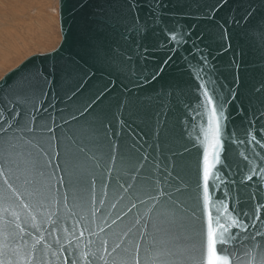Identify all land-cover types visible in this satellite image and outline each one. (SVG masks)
<instances>
[{"label":"water","instance_id":"water-1","mask_svg":"<svg viewBox=\"0 0 264 264\" xmlns=\"http://www.w3.org/2000/svg\"><path fill=\"white\" fill-rule=\"evenodd\" d=\"M217 2L162 0L159 22L138 8L148 31L122 67L110 57L124 42L105 19L131 16L126 0H57V46L0 77V125H14L0 133V264L70 254L68 264H199L217 208L222 223L260 216L221 253L260 264L251 236L264 232V41L252 34L264 29V0Z\"/></svg>","mask_w":264,"mask_h":264},{"label":"snow or ice","instance_id":"snow-or-ice-1","mask_svg":"<svg viewBox=\"0 0 264 264\" xmlns=\"http://www.w3.org/2000/svg\"><path fill=\"white\" fill-rule=\"evenodd\" d=\"M227 2V0H218L216 9L223 7V5ZM128 9L131 11V16L128 15L127 11H115L111 13L105 19V23L115 31L118 32L120 39L124 42V47H117L113 50V55L110 57L111 61L115 64H119L122 67H127L133 62L134 57H139L140 52V40L148 31V24L144 22L139 13L137 11L138 8L148 7L151 13V18L153 22H159L161 20L162 11L161 5L162 0H146L144 4L139 3V0H126ZM253 13L249 11L242 19L246 22L249 17ZM259 32V39L264 41V29L253 30L252 38L255 39V32ZM177 33L173 32L170 36V39L173 42H182V37L180 41H177ZM135 38V39H133ZM146 54V50H145ZM202 63L206 64V57H201ZM167 63V61H165ZM110 83H113L110 81ZM30 85L25 82L23 87H29ZM205 97V101L207 104H212L213 97L209 96L207 89H205L203 93ZM18 106V102H17ZM7 111V109H5ZM13 112H16V108H12ZM193 114V118L195 119H203L204 113L199 111L198 109L191 110ZM217 109L213 107L211 109L212 119L216 118ZM17 117L21 115L20 112H16ZM2 119V117H0ZM17 124H19V120H17ZM14 127V125L9 124L7 128L3 125H0V133H2L5 137L8 135V132ZM45 130L48 132H52L53 129L44 126ZM24 131L31 132L33 129L31 126H25ZM207 135V134H206ZM220 126L217 123L215 126V143L211 145L212 147H217L220 144ZM255 140V137H253ZM203 143V141H200ZM258 143V142H257ZM264 147V146H262ZM81 151H84L82 148ZM40 155L47 156L48 153L40 150ZM50 163V161H49ZM213 166L209 164L208 161V152L207 149L204 153V208L209 209V173L210 169ZM251 179V177H249ZM61 184L63 183V178H60L59 181ZM179 191V189H178ZM162 194V193H161ZM227 195V194H226ZM66 200V197H65ZM221 207H223V202H219ZM135 207V205H133ZM261 205H257V210H259ZM237 216H243L244 219H249L250 223H244L243 219L232 218L229 213L225 222L222 223V213L219 208L216 209L215 215H213L212 211L209 209L207 214V234H206V243L202 244V256L199 264H232V260L230 256L235 255L234 253H229L228 255H223L227 251L226 245L229 241H236L240 236V231L247 232L248 228L251 227L253 229L256 228V221L260 220V216L257 214L254 216V220L249 217L247 212L237 213ZM230 221V222H229ZM238 229L235 235L232 234V229ZM203 234V233H202ZM83 235V233H81ZM259 237L261 241H264V232L256 231L253 236H251L252 241L254 242V246L261 249V261L260 264H264V243H256V238ZM247 238V237H246ZM59 241L57 240V243ZM106 244V242H105ZM72 259L71 254L68 257H65V264H68V261ZM238 259V257H237ZM72 264H75V260L72 261ZM136 264H139V261H136Z\"/></svg>","mask_w":264,"mask_h":264},{"label":"rangeland","instance_id":"rangeland-1","mask_svg":"<svg viewBox=\"0 0 264 264\" xmlns=\"http://www.w3.org/2000/svg\"><path fill=\"white\" fill-rule=\"evenodd\" d=\"M17 2L15 9H8L7 13V0H0V77L24 58L50 51L60 41L57 0ZM9 27L14 29L10 33L7 32ZM12 33H18V36L13 35L14 40L10 39Z\"/></svg>","mask_w":264,"mask_h":264},{"label":"bare ground","instance_id":"bare-ground-1","mask_svg":"<svg viewBox=\"0 0 264 264\" xmlns=\"http://www.w3.org/2000/svg\"><path fill=\"white\" fill-rule=\"evenodd\" d=\"M25 1V0H24ZM27 2V1H26ZM34 3V2H33ZM16 4H18V2H17V0H7V13H8V9H15V7L17 6ZM32 5V4H31ZM4 6V5H3ZM21 7V6H20ZM1 14H2V12H1ZM5 13H3V15H4ZM58 21V20H57ZM7 26V25H6ZM13 31L14 29H11L10 27L9 28H7V32H9V31ZM10 33V32H9ZM13 33H16L15 31L13 32ZM10 34V39H12V40H14V36L13 35H16V34ZM16 36H18V33H17V35ZM14 42V41H13ZM8 43H10L9 41H8ZM16 44V43H15ZM11 47V46H10ZM13 47V46H12ZM1 49V48H0ZM13 49V48H12ZM16 49V48H15ZM2 50H4V49H2ZM15 51V50H14ZM10 53V52H9ZM4 54V53H3ZM9 55H11V53L9 54ZM3 56V55H2ZM7 57H8V55H7ZM4 59H6V56H4ZM25 59V58H24Z\"/></svg>","mask_w":264,"mask_h":264}]
</instances>
